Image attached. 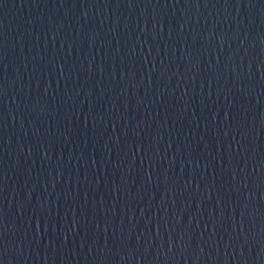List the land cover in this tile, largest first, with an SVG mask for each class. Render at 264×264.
<instances>
[{
  "label": "water",
  "instance_id": "water-1",
  "mask_svg": "<svg viewBox=\"0 0 264 264\" xmlns=\"http://www.w3.org/2000/svg\"><path fill=\"white\" fill-rule=\"evenodd\" d=\"M0 264H264V0H0Z\"/></svg>",
  "mask_w": 264,
  "mask_h": 264
}]
</instances>
